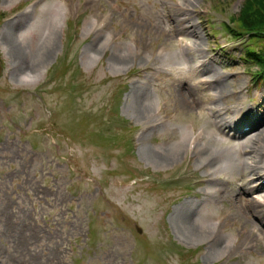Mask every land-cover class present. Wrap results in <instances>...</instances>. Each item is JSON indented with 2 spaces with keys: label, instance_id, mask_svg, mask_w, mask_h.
<instances>
[{
  "label": "rangeland",
  "instance_id": "rangeland-1",
  "mask_svg": "<svg viewBox=\"0 0 264 264\" xmlns=\"http://www.w3.org/2000/svg\"><path fill=\"white\" fill-rule=\"evenodd\" d=\"M31 1L0 0V264H264L237 175L264 177V124L225 134L264 122L222 28L244 0Z\"/></svg>",
  "mask_w": 264,
  "mask_h": 264
},
{
  "label": "trees",
  "instance_id": "trees-1",
  "mask_svg": "<svg viewBox=\"0 0 264 264\" xmlns=\"http://www.w3.org/2000/svg\"><path fill=\"white\" fill-rule=\"evenodd\" d=\"M231 23L235 29L230 27L229 29L234 36L250 35L253 42L262 44L264 47V0H244L239 14L231 18ZM242 59L258 67L254 76L257 81H260L264 76V53L250 49Z\"/></svg>",
  "mask_w": 264,
  "mask_h": 264
}]
</instances>
